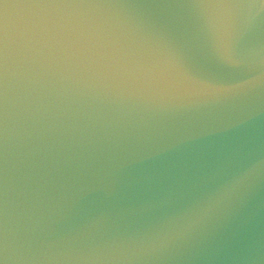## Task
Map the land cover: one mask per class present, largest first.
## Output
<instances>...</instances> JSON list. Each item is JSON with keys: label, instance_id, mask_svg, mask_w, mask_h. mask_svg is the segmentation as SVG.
Instances as JSON below:
<instances>
[{"label": "clouds", "instance_id": "clouds-1", "mask_svg": "<svg viewBox=\"0 0 264 264\" xmlns=\"http://www.w3.org/2000/svg\"><path fill=\"white\" fill-rule=\"evenodd\" d=\"M258 170L264 171V160L259 161L256 165H254L253 168L250 170L248 175L254 174ZM247 178L248 177L246 175L244 177H241L240 179L243 180V179H247Z\"/></svg>", "mask_w": 264, "mask_h": 264}]
</instances>
